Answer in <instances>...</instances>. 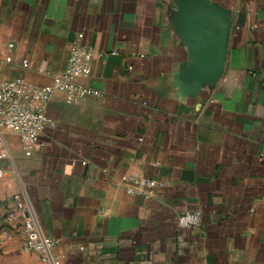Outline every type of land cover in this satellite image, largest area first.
Wrapping results in <instances>:
<instances>
[{
    "label": "crops",
    "instance_id": "crops-1",
    "mask_svg": "<svg viewBox=\"0 0 264 264\" xmlns=\"http://www.w3.org/2000/svg\"><path fill=\"white\" fill-rule=\"evenodd\" d=\"M78 33L94 92H55L40 150L0 129V264H41L18 192L59 264H264V0H0V81L54 83Z\"/></svg>",
    "mask_w": 264,
    "mask_h": 264
},
{
    "label": "built area",
    "instance_id": "built-area-1",
    "mask_svg": "<svg viewBox=\"0 0 264 264\" xmlns=\"http://www.w3.org/2000/svg\"><path fill=\"white\" fill-rule=\"evenodd\" d=\"M83 34L78 33L70 48L69 62L66 70L55 77L52 84H35L24 77H13L0 81V129L5 128L19 135L23 147L27 150H40L44 147L41 138L45 127L51 123L47 115V108L53 95L57 91L65 93L68 102H75L79 98L94 92V89L80 82L94 72V60L97 51L94 47L84 44ZM14 43H9L13 47ZM103 56V54H99ZM11 61V57L7 58ZM29 60H23L28 65ZM6 170L0 164V178ZM133 185L128 188L129 193H144L151 195L157 186V181L146 176L132 178ZM13 200L16 210L7 214V220L12 222L17 213L24 214L23 226L25 235L23 248L26 251L37 252L41 264H59V260L66 252L57 250L58 241L43 230L39 217L24 192L14 194ZM179 225L196 227L201 222L199 210L188 209L179 214ZM3 227V226H2ZM0 228V242L12 237V226Z\"/></svg>",
    "mask_w": 264,
    "mask_h": 264
},
{
    "label": "rangeland",
    "instance_id": "rangeland-1",
    "mask_svg": "<svg viewBox=\"0 0 264 264\" xmlns=\"http://www.w3.org/2000/svg\"><path fill=\"white\" fill-rule=\"evenodd\" d=\"M4 226H5V225H4ZM4 226H3V227H4ZM1 227H2V226H1ZM1 227H0V228H1ZM3 227H2V228H3Z\"/></svg>",
    "mask_w": 264,
    "mask_h": 264
}]
</instances>
